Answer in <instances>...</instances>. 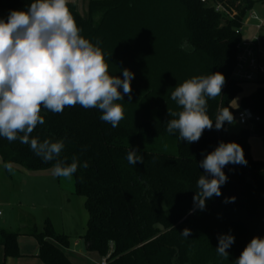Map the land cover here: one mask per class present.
Wrapping results in <instances>:
<instances>
[{
    "label": "trees",
    "instance_id": "obj_1",
    "mask_svg": "<svg viewBox=\"0 0 264 264\" xmlns=\"http://www.w3.org/2000/svg\"><path fill=\"white\" fill-rule=\"evenodd\" d=\"M232 17L216 12L201 0H88L86 11L68 3L81 35L99 46L110 75L122 78L124 68L134 73L131 101H123L124 119L115 128L100 119L101 111L80 105L61 113L42 109L45 119L31 134L42 142L64 140L58 159L79 167L73 174L74 192L84 197L87 212L81 239L85 249L97 252L107 264H234L254 238H264V160L253 158L249 137H264V81L242 94V84L229 79L240 27L256 2L216 0ZM33 0H0V18L10 10H27ZM222 73L221 96L208 100L215 123L218 110L228 107L234 117L241 110L259 116L251 128L237 133L205 130L198 142L167 132L168 109L179 112L171 100L174 88L194 76ZM123 92V89H120ZM238 102L234 100L238 97ZM223 141L244 150L246 165L228 164L221 195L194 205L197 181L206 175L199 162ZM138 151L144 163L129 164L128 152ZM0 162L27 171L53 168L28 144L0 137ZM87 164V167L84 165ZM6 172H9L4 168ZM234 201L225 202L226 198ZM188 228L189 237L180 233ZM22 231L38 243L42 264H74L63 251L69 238L56 232L48 218L35 226L11 231L0 226L4 258L18 257ZM231 234L235 242L228 260L216 252L218 237Z\"/></svg>",
    "mask_w": 264,
    "mask_h": 264
},
{
    "label": "clouds",
    "instance_id": "obj_2",
    "mask_svg": "<svg viewBox=\"0 0 264 264\" xmlns=\"http://www.w3.org/2000/svg\"><path fill=\"white\" fill-rule=\"evenodd\" d=\"M68 3L33 0L27 10H10L6 20L0 18V137L30 145L44 162L55 160L56 177L70 179L80 165L75 156L71 163L58 159L64 140L41 142L31 136L37 125L45 123L42 109L61 113L76 105L96 108L102 113L100 119L115 128L124 119L123 105L118 101L125 95L131 101L134 73L124 68L122 78L110 75L99 41L93 44L81 35ZM225 82V76L216 72L178 84L171 100L180 111L168 109V116L174 118L167 120V132H178L179 139L190 144L198 142L206 129L221 130L226 122L235 123L228 107L218 110L215 123L208 115V100L221 96ZM127 160L132 165L144 163L135 148L128 152ZM228 164H247L244 150L236 142L221 141L199 162L206 175L197 181L193 202L200 210L205 209L207 200L221 195V186L228 180L223 169ZM4 168L12 171V163L6 162ZM234 200L226 198L225 202ZM180 234L189 237L191 230L185 228ZM234 242L231 234L220 235L217 255L228 260L227 249ZM234 264H264V238L254 237Z\"/></svg>",
    "mask_w": 264,
    "mask_h": 264
},
{
    "label": "rangeland",
    "instance_id": "obj_3",
    "mask_svg": "<svg viewBox=\"0 0 264 264\" xmlns=\"http://www.w3.org/2000/svg\"><path fill=\"white\" fill-rule=\"evenodd\" d=\"M73 1V0H70ZM78 1V0H77ZM86 0L69 2L77 6L83 13L86 11ZM255 12L264 18V4L256 2L250 12ZM252 20L245 22L240 28L244 37L251 34ZM264 31V30H262ZM256 85L253 82L242 84V94L253 91ZM240 95L234 100L238 102ZM243 127L235 120L228 125V131L237 133ZM250 149L253 158L264 160V137L252 135L249 137ZM3 164L0 162V226L7 230L15 231L26 225L27 228L35 226L42 229L44 220L48 218L53 229L65 234L70 240L68 256L75 264H100L102 257L95 251L81 252L80 244L73 242L81 240L85 231L87 212L84 208V197L74 192L73 176L69 178L56 177L53 168L42 171L16 170L10 176L5 174ZM19 248L24 252L20 254V264L39 263L37 255H32L37 249V241L33 236L21 235ZM72 249V250H71ZM0 264H10L3 259V248L0 245Z\"/></svg>",
    "mask_w": 264,
    "mask_h": 264
},
{
    "label": "built area",
    "instance_id": "obj_4",
    "mask_svg": "<svg viewBox=\"0 0 264 264\" xmlns=\"http://www.w3.org/2000/svg\"><path fill=\"white\" fill-rule=\"evenodd\" d=\"M201 1L212 6L216 12L232 17L219 1ZM248 19L253 21L251 24L252 32L247 37L241 34L240 41L236 43L235 60L229 76V79L240 83L264 81V31H262L264 30V18L255 12L249 11L243 19L242 25ZM235 120L243 127H253L260 118L249 110H241L236 113ZM100 264H107L105 258H102Z\"/></svg>",
    "mask_w": 264,
    "mask_h": 264
},
{
    "label": "crops",
    "instance_id": "obj_5",
    "mask_svg": "<svg viewBox=\"0 0 264 264\" xmlns=\"http://www.w3.org/2000/svg\"><path fill=\"white\" fill-rule=\"evenodd\" d=\"M79 1V0H78ZM78 1L77 0H73V1H70L69 0V2H77L78 3ZM86 1H88V0H86ZM84 2V0H82V3ZM4 170V169H3ZM17 171V172H19V170H21V168L20 167H18V166H14L13 168H12V171ZM23 170V169H22ZM12 171H10V172H6L5 170H4V172H5V174H7L8 176H10L11 174V172ZM2 227V226H1ZM24 227H26V225H22V228H24ZM18 230H19V227L17 228ZM21 235H27V234H25L23 231H22V233L18 236V238H17V243H18V248H19V242H20V236ZM28 236H30V235H28ZM37 241V240H36ZM73 244H75V245H79L80 244V241L79 240H76L75 242H73ZM20 249V248H19ZM68 250H70V246L69 247H67V248H63V251H64V253L66 254V256L69 258V260H71V258L68 256L69 254H68ZM72 250V249H71ZM20 251H21V255L22 254H24V252L20 249ZM30 251H32L31 253H32V255L34 254V255H37V252H38V243H37V249H33V250H30ZM81 251V250H80ZM87 251V250H86ZM82 252V251H81ZM3 259H4V261H6V262H8V263H10V264H20L19 262V259L17 258V257H8V258H4V256H3ZM71 262H73L72 260H71ZM74 263V262H73ZM34 264H42V262L40 261L39 263H34ZM75 264V263H74Z\"/></svg>",
    "mask_w": 264,
    "mask_h": 264
},
{
    "label": "water",
    "instance_id": "obj_6",
    "mask_svg": "<svg viewBox=\"0 0 264 264\" xmlns=\"http://www.w3.org/2000/svg\"><path fill=\"white\" fill-rule=\"evenodd\" d=\"M80 246H81V251L85 252L86 249H85V244H84V240L83 239L80 240Z\"/></svg>",
    "mask_w": 264,
    "mask_h": 264
}]
</instances>
